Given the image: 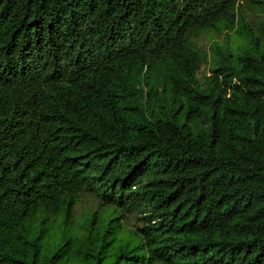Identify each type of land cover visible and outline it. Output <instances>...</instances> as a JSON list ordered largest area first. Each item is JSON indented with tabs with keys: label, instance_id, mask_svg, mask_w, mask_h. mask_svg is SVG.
<instances>
[{
	"label": "trees",
	"instance_id": "obj_1",
	"mask_svg": "<svg viewBox=\"0 0 264 264\" xmlns=\"http://www.w3.org/2000/svg\"><path fill=\"white\" fill-rule=\"evenodd\" d=\"M240 1L0 0V264H264Z\"/></svg>",
	"mask_w": 264,
	"mask_h": 264
},
{
	"label": "rangeland",
	"instance_id": "obj_2",
	"mask_svg": "<svg viewBox=\"0 0 264 264\" xmlns=\"http://www.w3.org/2000/svg\"><path fill=\"white\" fill-rule=\"evenodd\" d=\"M238 8H243V13L245 18L251 22V25L255 28L259 23L264 21V7L260 2H256L253 0H242L238 3ZM237 8V9H238ZM223 37L221 31L215 32V34L211 37L216 39H220ZM204 43L209 41L208 35L201 39ZM210 72L208 68V64L202 63L198 68L197 75L202 78L204 74H208Z\"/></svg>",
	"mask_w": 264,
	"mask_h": 264
}]
</instances>
